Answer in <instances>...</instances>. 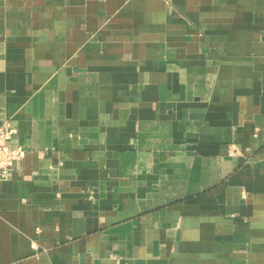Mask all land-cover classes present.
I'll return each instance as SVG.
<instances>
[{"label":"crops","instance_id":"0c3cea01","mask_svg":"<svg viewBox=\"0 0 264 264\" xmlns=\"http://www.w3.org/2000/svg\"><path fill=\"white\" fill-rule=\"evenodd\" d=\"M4 119L0 264H264V0H0Z\"/></svg>","mask_w":264,"mask_h":264},{"label":"built area","instance_id":"2783aa9c","mask_svg":"<svg viewBox=\"0 0 264 264\" xmlns=\"http://www.w3.org/2000/svg\"><path fill=\"white\" fill-rule=\"evenodd\" d=\"M15 127L9 119H4L0 124V180L5 179L13 173L16 165L25 155V148L22 145L11 143ZM235 148H230L229 154H233ZM245 196V193H242Z\"/></svg>","mask_w":264,"mask_h":264}]
</instances>
